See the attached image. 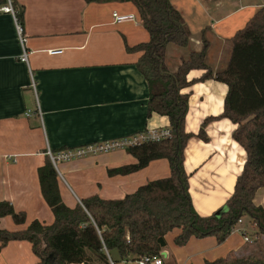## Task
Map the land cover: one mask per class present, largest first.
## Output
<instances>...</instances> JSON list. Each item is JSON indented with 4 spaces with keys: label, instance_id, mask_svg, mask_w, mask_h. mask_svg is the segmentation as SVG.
<instances>
[{
    "label": "crops",
    "instance_id": "crops-1",
    "mask_svg": "<svg viewBox=\"0 0 264 264\" xmlns=\"http://www.w3.org/2000/svg\"><path fill=\"white\" fill-rule=\"evenodd\" d=\"M13 3L18 8L24 6L29 64L20 60L23 48L17 17L0 12V200L25 210L28 221L51 223L54 215L43 198L38 175V168L48 158V147L60 150L133 135L146 128L168 127L170 121L157 112L148 115L149 87L136 65L142 51L128 47L146 42L150 36L133 2ZM114 12L133 15L134 19L115 22ZM191 43L194 50L201 49L199 40L192 38ZM50 49L63 51L51 54ZM170 56L167 62L175 71L183 59L181 49L174 47ZM203 73L192 70L188 79ZM187 90L191 94L186 128L197 133L207 117L222 113L228 86L208 79L193 83ZM28 111L32 113L27 115ZM235 127L228 118L211 119L206 124L209 139L194 136L187 144L185 168L191 174L190 192L202 215L225 205L243 169L246 152L232 136ZM133 162L136 158L127 150L63 162L57 172L64 201L75 206L94 193L121 198L147 180L170 175L165 158L130 174L108 172ZM254 200L264 207V186L257 190ZM10 217L0 218L1 228L13 227ZM240 227L245 228L243 224ZM14 242L19 264L32 261V244Z\"/></svg>",
    "mask_w": 264,
    "mask_h": 264
},
{
    "label": "trees",
    "instance_id": "trees-1",
    "mask_svg": "<svg viewBox=\"0 0 264 264\" xmlns=\"http://www.w3.org/2000/svg\"><path fill=\"white\" fill-rule=\"evenodd\" d=\"M6 1L0 0V5ZM85 1L133 2L137 6L150 38L128 49L142 51L136 65L149 87L148 115L157 112L170 121L168 137L128 148L136 162L110 168L108 172L130 174L165 158L170 175L149 180L121 198L94 193L69 206L61 194L59 174L48 157L38 168V175L43 198L54 215L53 222L34 219L23 228H0L1 246L13 240L29 241L39 258L36 264H129L144 255H159L167 246L166 235L175 229L179 230L175 242L180 245L192 237L210 236L221 244L240 219H249L264 233V207L254 200L257 190L264 186V3L231 36L227 65L215 72L208 62L210 42L204 34L202 48L192 49L175 71L170 69L169 44L185 48L192 40L191 28L172 0ZM15 8L23 25L24 6ZM192 70L205 72L189 80ZM208 79L228 86L223 111L207 117L197 133L189 132L186 119L191 91L187 89ZM221 117L236 125L232 136L245 150L246 159L225 205L212 214L202 215L193 204L185 151L194 136L207 141L206 124ZM6 216H11L17 225L27 221L25 210H17L9 200H0V218ZM206 264H264V260L219 257Z\"/></svg>",
    "mask_w": 264,
    "mask_h": 264
},
{
    "label": "rangeland",
    "instance_id": "rangeland-1",
    "mask_svg": "<svg viewBox=\"0 0 264 264\" xmlns=\"http://www.w3.org/2000/svg\"><path fill=\"white\" fill-rule=\"evenodd\" d=\"M172 2L183 12L185 20L191 28L193 41L199 40L202 48V34L209 40L208 62L216 72L223 69L230 58L231 36L245 25L256 9L264 3V0H172ZM174 47L181 49V56L187 58L189 52L194 48V43L185 48L171 44L169 56ZM61 164H59L60 169ZM61 179L63 180L62 177ZM10 220L13 227L7 229L19 228L12 217ZM30 222L27 220V225ZM250 222L249 219H244L242 224L246 228L247 234L254 239L253 242H246L244 234L236 232L221 244L215 237L210 236L192 237L187 243L180 245L175 242V237L178 234V229H175L166 235V250L170 253V258H167L166 261L168 264H206L207 261L219 257L228 259L252 257L264 260V233ZM27 225L25 224L24 227ZM14 243L13 240L1 246L0 241V264H19V251L14 248ZM31 255L32 261L28 259L26 264L37 263V256L32 251ZM24 258L27 260V256Z\"/></svg>",
    "mask_w": 264,
    "mask_h": 264
},
{
    "label": "built area",
    "instance_id": "built-area-1",
    "mask_svg": "<svg viewBox=\"0 0 264 264\" xmlns=\"http://www.w3.org/2000/svg\"><path fill=\"white\" fill-rule=\"evenodd\" d=\"M0 12H8L12 13L16 19L17 10L13 3V0H7L5 4L0 5ZM127 19H134L133 15H120L117 12H114V20L115 22H121ZM17 32L19 35V39L23 48V52L20 56V60L29 64V51L27 49V39L24 35V27L20 23V21H16ZM63 49H50L49 52L51 54L61 53ZM33 87H35V83L33 82ZM39 114L41 111L38 110ZM32 111H28L27 115H30ZM170 129L168 127L161 128H146L144 131L118 137L114 139L104 140V141H96L84 145H79L76 147H68L60 150H53L50 147L47 149V155L50 158L52 164L56 168L59 169V164L63 162H69L75 159L84 158L88 156H96L100 154L110 153L118 150H127L128 148L138 145L144 141L148 140H159L170 135ZM81 202V201H80ZM243 223V219H240L238 225L234 228V231L241 232L244 234V240L246 242H253L254 239L251 238L247 234V230L245 228L240 227ZM233 231V232H234ZM170 258V254L166 250H162L159 255L150 256L144 255L134 261H130L129 264H164L166 263V259ZM112 264H114L112 262Z\"/></svg>",
    "mask_w": 264,
    "mask_h": 264
},
{
    "label": "water",
    "instance_id": "water-1",
    "mask_svg": "<svg viewBox=\"0 0 264 264\" xmlns=\"http://www.w3.org/2000/svg\"><path fill=\"white\" fill-rule=\"evenodd\" d=\"M52 257V256H51Z\"/></svg>",
    "mask_w": 264,
    "mask_h": 264
}]
</instances>
